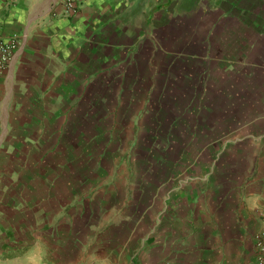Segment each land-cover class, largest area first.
<instances>
[{"label":"crops","instance_id":"0c3cea01","mask_svg":"<svg viewBox=\"0 0 264 264\" xmlns=\"http://www.w3.org/2000/svg\"><path fill=\"white\" fill-rule=\"evenodd\" d=\"M0 36V264H255L264 0H0Z\"/></svg>","mask_w":264,"mask_h":264},{"label":"built area","instance_id":"2783aa9c","mask_svg":"<svg viewBox=\"0 0 264 264\" xmlns=\"http://www.w3.org/2000/svg\"><path fill=\"white\" fill-rule=\"evenodd\" d=\"M66 5L70 9L73 8V3L71 1H68ZM15 45L14 37L5 41L0 36V70L7 64ZM260 216L263 220V224L261 228L253 234V245L256 250L255 264H264V211L260 213Z\"/></svg>","mask_w":264,"mask_h":264},{"label":"rangeland","instance_id":"374dc122","mask_svg":"<svg viewBox=\"0 0 264 264\" xmlns=\"http://www.w3.org/2000/svg\"><path fill=\"white\" fill-rule=\"evenodd\" d=\"M45 254V253H44ZM45 264H47V263H45Z\"/></svg>","mask_w":264,"mask_h":264}]
</instances>
